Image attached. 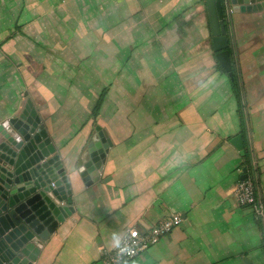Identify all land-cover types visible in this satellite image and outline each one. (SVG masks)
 Masks as SVG:
<instances>
[{
	"label": "crops",
	"instance_id": "1",
	"mask_svg": "<svg viewBox=\"0 0 264 264\" xmlns=\"http://www.w3.org/2000/svg\"><path fill=\"white\" fill-rule=\"evenodd\" d=\"M71 1L0 0V123L31 99L72 188L57 204L62 219L41 196L20 203L18 221L42 245L28 249L34 260L20 254L15 264H104V250L128 228L172 213L182 224L130 264H264V219L233 195L244 170L254 172L255 157L264 199V9H226L248 114L243 125L231 77L216 57L206 0H112L113 19L127 21L131 81L113 78L118 93L110 103L104 91L101 105L98 52L92 71L69 61L71 75L53 68L42 49L45 29L59 31L57 42L87 24L83 0ZM100 133L112 145L96 178L87 163L91 148L99 152ZM237 135L252 169L232 143Z\"/></svg>",
	"mask_w": 264,
	"mask_h": 264
},
{
	"label": "water",
	"instance_id": "2",
	"mask_svg": "<svg viewBox=\"0 0 264 264\" xmlns=\"http://www.w3.org/2000/svg\"><path fill=\"white\" fill-rule=\"evenodd\" d=\"M216 57L231 78L234 77L224 2L232 12L264 9V0H206ZM99 152L91 148V168L97 178L112 143L100 133ZM232 143L245 154L242 135ZM99 154V157H98ZM95 169V170H94ZM242 176L248 178L247 170ZM72 195L70 178L61 156L49 137L31 99L23 111L0 123V264H15L16 256H27L32 246H41L39 237L16 214L21 202L43 197L60 219L57 204ZM17 254V255H16ZM18 261V260H17Z\"/></svg>",
	"mask_w": 264,
	"mask_h": 264
},
{
	"label": "rangeland",
	"instance_id": "3",
	"mask_svg": "<svg viewBox=\"0 0 264 264\" xmlns=\"http://www.w3.org/2000/svg\"><path fill=\"white\" fill-rule=\"evenodd\" d=\"M74 2V0L71 1V4L73 5ZM81 4H83V8H87V19H89L87 24L73 27L72 24L63 26V33L66 32L67 27H72L71 29H68V33L76 34L70 38H63L61 41L57 40V42L53 38V35L59 34V31L56 30L53 32L51 29L50 31L49 29H45V31L40 35H48L45 37L46 39H43V41L41 39V44L44 45L42 49L46 50V52L49 51V54L53 56V61H55L52 66L53 68L58 67L63 71L66 69V71L68 70V73L71 75H73L72 71L74 70V66L80 64L83 65L84 69L89 66V69L92 71V68L94 67V63L92 61L95 60L92 56L98 52L99 89L97 92L100 100L102 95L106 94L104 101L107 100L111 103L112 94L118 93V86L115 89V85L112 84V79L118 78L123 81V83L131 81V77H129L127 70V50H129L130 47L124 30L128 27L127 21L123 26L122 18L113 19L112 0H83ZM72 15L74 16L73 13ZM118 22H121L120 25L118 27H114L113 23L117 24ZM118 35H120V37ZM69 61H72L71 64L74 66L69 68ZM120 69L123 70L118 73L117 70ZM43 76L46 77V75ZM104 91L105 94H103ZM120 93L123 94L121 91ZM80 95H85V93L80 90ZM122 96L120 98L125 97V92ZM103 108L104 105L99 106V114L103 111ZM108 108L109 111L106 112L111 113L112 106L110 104H108ZM124 109H126V105H124ZM101 130L103 129L99 126V131Z\"/></svg>",
	"mask_w": 264,
	"mask_h": 264
},
{
	"label": "built area",
	"instance_id": "4",
	"mask_svg": "<svg viewBox=\"0 0 264 264\" xmlns=\"http://www.w3.org/2000/svg\"><path fill=\"white\" fill-rule=\"evenodd\" d=\"M227 12L231 13L232 9L227 7ZM256 162L254 157V172L236 184L233 188V195L239 205L254 207L256 216L259 219H264V199L259 186ZM182 222L181 214L172 213L144 229L140 227L128 228L114 249L104 250V264H130L131 260L159 243L164 236L172 232Z\"/></svg>",
	"mask_w": 264,
	"mask_h": 264
},
{
	"label": "trees",
	"instance_id": "5",
	"mask_svg": "<svg viewBox=\"0 0 264 264\" xmlns=\"http://www.w3.org/2000/svg\"><path fill=\"white\" fill-rule=\"evenodd\" d=\"M224 8H225V16H226L227 6H226L225 2H224ZM222 70L225 71L224 69H222ZM233 70H234V77L230 78L231 79V84H232V89H233V92H234V96H235L236 100L239 103V114H240V116L242 118L243 125H245L246 118H247L248 114H247L246 109H245V100H244L242 79H241V76H240V74H239V72L237 70V65H236V63L234 61H233ZM102 100H103V98L101 97V100L99 101V105H101ZM245 158H246V161L248 163L249 169L250 168L252 169V166H250L251 165L252 155H251V151L248 148L247 144L245 145Z\"/></svg>",
	"mask_w": 264,
	"mask_h": 264
}]
</instances>
